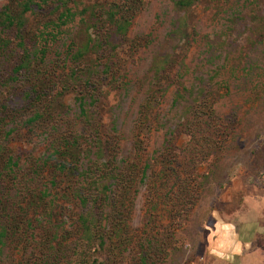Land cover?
Here are the masks:
<instances>
[{"label": "rangeland", "instance_id": "obj_1", "mask_svg": "<svg viewBox=\"0 0 264 264\" xmlns=\"http://www.w3.org/2000/svg\"><path fill=\"white\" fill-rule=\"evenodd\" d=\"M10 6L0 264H264V0Z\"/></svg>", "mask_w": 264, "mask_h": 264}, {"label": "trees", "instance_id": "obj_2", "mask_svg": "<svg viewBox=\"0 0 264 264\" xmlns=\"http://www.w3.org/2000/svg\"><path fill=\"white\" fill-rule=\"evenodd\" d=\"M8 1H14V0H8ZM186 1H181L179 2L180 4L185 3ZM28 9V5H25L23 8V13ZM22 12L19 9H16L13 6H10V8L8 10H3L0 12V23L2 25L3 28H9V27H13L16 26V28L20 29V26L22 25ZM2 37L0 35V47L2 45ZM26 66L22 65V62L20 64L17 65V71L19 69H23ZM35 117H37L36 115L30 119V121L34 120ZM78 198H80V200L83 199L82 195H79ZM90 219L88 218L87 215H82L80 217V228L82 230V234L85 236V238L89 241L92 240V230L90 227ZM0 243L3 242V239L6 237V229L4 227H0ZM104 238L101 239V245H104ZM91 264H116L115 261H108L107 258H95L92 260ZM140 264H145V260L143 258L140 259Z\"/></svg>", "mask_w": 264, "mask_h": 264}, {"label": "crops", "instance_id": "obj_3", "mask_svg": "<svg viewBox=\"0 0 264 264\" xmlns=\"http://www.w3.org/2000/svg\"><path fill=\"white\" fill-rule=\"evenodd\" d=\"M236 246H237V244H236ZM236 246H235V247H236Z\"/></svg>", "mask_w": 264, "mask_h": 264}]
</instances>
